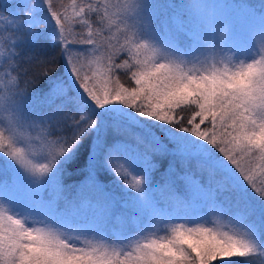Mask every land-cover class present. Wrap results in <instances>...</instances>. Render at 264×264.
Masks as SVG:
<instances>
[{
  "label": "snow or ice",
  "instance_id": "obj_1",
  "mask_svg": "<svg viewBox=\"0 0 264 264\" xmlns=\"http://www.w3.org/2000/svg\"><path fill=\"white\" fill-rule=\"evenodd\" d=\"M193 6L203 7L201 0ZM16 7L19 19L11 15L8 24L24 42L55 45L64 71L52 78L45 67V90L21 88L11 74L19 67L17 40H0L11 69L0 72V112L7 113L0 173L19 177L25 205L15 210L0 184V264L264 258V33L251 58L237 60L217 40L211 18L199 28L179 20L166 35L142 38L151 22L140 0H21ZM189 36L195 54L168 51ZM26 62L47 63L36 56ZM37 128L36 137L28 135ZM68 170L82 175L78 201L60 206ZM101 171L123 183L130 199L121 207L130 216L113 215L121 202L105 190ZM50 188L56 199L45 198Z\"/></svg>",
  "mask_w": 264,
  "mask_h": 264
},
{
  "label": "trees",
  "instance_id": "obj_2",
  "mask_svg": "<svg viewBox=\"0 0 264 264\" xmlns=\"http://www.w3.org/2000/svg\"><path fill=\"white\" fill-rule=\"evenodd\" d=\"M153 2V4L157 7L158 11L156 16L160 19L164 24L165 28L168 29L177 21L183 20L188 23L189 27L199 28L194 25L193 20L187 16V13L192 12V5L190 0H148ZM55 4L59 6L60 4L68 5L71 3V0H54ZM79 2V0H77ZM85 2H89V0H85ZM91 2L95 3L96 0H91ZM228 5L229 12L233 13H241L246 21L254 22L261 21L264 24V0H225ZM21 3V0H0V40L8 39L9 43L11 39H16L18 43V47L16 51L19 52L18 63L19 67L17 71L12 72L13 76H17L18 74V82L21 88H26L30 91L40 92L45 90L48 86V77L42 78L40 76V71L43 68L52 69L53 71L50 73L51 77L54 78L56 75L61 74L64 71V59L62 56L57 54V47L51 43L46 42L43 39L36 41L35 43H27L23 40L22 31L14 29L12 26L8 24V21L12 19V16H17L19 19L20 9L16 7ZM231 4V7L229 6ZM159 6H164V10L160 12ZM12 15V16H11ZM50 26L45 28V31H49ZM12 31L16 32L15 37H11ZM115 31V29H114ZM122 31V30H121ZM122 39V38H121ZM191 36L188 37L187 40L181 38V46L182 50H187L191 46L190 41ZM115 42V41H114ZM7 49H4V54H6ZM36 56L42 60L47 61L46 64H37L35 62H26L27 57ZM124 59H128L127 55L121 56L120 59L117 60L118 63L122 62ZM0 64H3V67L0 68V72L11 71L8 67L7 63H4L2 57H0ZM122 72L124 70H121ZM211 126L210 124L208 125ZM35 131L36 136L39 134L40 129L37 128ZM2 160V158H0ZM40 163H46L47 161L43 159H39ZM162 171V169H161ZM100 181L104 185L106 191L113 193L117 200L121 203H118L113 209V215L119 216L122 213L131 215V212L128 209L121 207L123 201L130 199L128 193L123 191V183L116 182V178L112 173H108L106 171L100 172ZM157 175V180H159V173ZM63 184L65 191L63 193L64 199H59L57 202L60 206H64L65 199L68 201H78V191L77 186L81 182L82 175L80 172L68 170L63 176ZM17 177H15L12 173H0V184L6 185V189H8L7 194L18 196L19 192H16L15 183ZM159 194V193H158ZM46 199H56L57 193L54 189L50 188L48 191L44 193ZM160 195V194H159ZM159 197V196H158ZM257 208L261 207L259 202L257 201ZM181 210V209H179ZM185 211H189L190 209H183ZM259 220V215L257 217ZM113 229H118V226H114L110 228V232ZM251 264H264V258L259 255H253L249 258Z\"/></svg>",
  "mask_w": 264,
  "mask_h": 264
},
{
  "label": "rangeland",
  "instance_id": "obj_3",
  "mask_svg": "<svg viewBox=\"0 0 264 264\" xmlns=\"http://www.w3.org/2000/svg\"><path fill=\"white\" fill-rule=\"evenodd\" d=\"M112 3H124L126 0H111ZM192 5L191 14L187 13L192 20L195 26L199 27L203 24V21L207 18H211L217 24L219 29L216 32L217 40L223 39L224 48L229 51L234 59L237 60H247L250 59L252 53L256 48L259 47V36L264 33V24L261 21L248 22L243 17V15L239 12L231 14L228 9V5L225 0H201L202 8L197 9L193 6V0H190ZM230 4V3H229ZM141 5V14L142 16L149 20L151 23L147 28H141V36L144 39H153L154 34L159 32L162 36L167 34V30L165 28V24L158 19L156 13L158 11L157 7L153 4V2L148 0H140ZM231 7V4L229 5ZM160 12L164 10V6H159ZM127 24H132V20H128ZM120 29L123 30L125 25L121 24ZM212 33L209 32V38L211 39ZM191 46L187 48V50H182L179 48H171L168 49L169 52L173 55H181L188 57L190 54H195L193 51V39L191 37L190 41ZM159 43V41H157ZM7 116L6 112H0V119H3ZM7 135V133H5ZM28 135L36 137L34 130H29ZM17 147H23L21 144H17ZM35 162L40 163L39 159ZM42 163V162H41ZM131 179V177H129ZM16 192H19L18 196L7 194L8 189H6V195L9 199H11L15 205V210H21L24 205V200L22 197V186L19 177H17L15 183ZM160 194V193H159ZM157 194V196H159ZM195 207V206H194ZM179 211V209H177ZM203 215V213H200ZM213 217H209V220H212ZM182 221H177V223H181ZM220 222L226 223V220L221 219ZM40 226V225H36ZM191 226V225H189ZM205 226H213L211 223L206 224ZM117 227V226H116ZM110 230V229H109ZM118 229H113L112 231H116ZM164 233H160L163 235Z\"/></svg>",
  "mask_w": 264,
  "mask_h": 264
}]
</instances>
